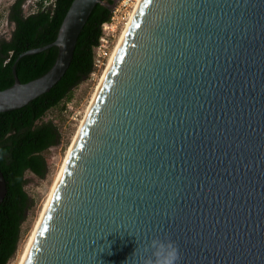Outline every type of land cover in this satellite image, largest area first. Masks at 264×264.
<instances>
[{"label": "water", "instance_id": "95a60500", "mask_svg": "<svg viewBox=\"0 0 264 264\" xmlns=\"http://www.w3.org/2000/svg\"><path fill=\"white\" fill-rule=\"evenodd\" d=\"M100 2L16 57L0 112L61 79ZM52 46L21 82L16 61ZM156 236L177 264H264V0H140L23 264H141Z\"/></svg>", "mask_w": 264, "mask_h": 264}, {"label": "trees", "instance_id": "16d2710c", "mask_svg": "<svg viewBox=\"0 0 264 264\" xmlns=\"http://www.w3.org/2000/svg\"><path fill=\"white\" fill-rule=\"evenodd\" d=\"M26 0H14L8 8L7 19L12 24L9 36H0V90L14 84L12 64L23 51L38 48L55 40L61 22L72 0H54L34 11L25 13ZM97 3L84 23L69 67L61 79L46 93L26 105L0 112V170L6 181V194L0 203V264L14 256L20 239L21 225L32 206L25 191L27 171L42 178L47 172L43 152L60 142L56 125L44 121L45 113L62 101L92 71V48L97 44L102 24L109 21L113 0ZM57 47L21 56L15 71L21 82L45 73L54 63Z\"/></svg>", "mask_w": 264, "mask_h": 264}, {"label": "rangeland", "instance_id": "374dc122", "mask_svg": "<svg viewBox=\"0 0 264 264\" xmlns=\"http://www.w3.org/2000/svg\"><path fill=\"white\" fill-rule=\"evenodd\" d=\"M13 1L14 0H0V34H4V36H9V32L13 27L12 24L7 22L8 8ZM131 2L134 4L133 0H129L128 4L121 6L119 0H115V3L111 8L112 10L116 7L119 8L118 11L112 13V15L116 16L114 21L116 23V30L113 33L111 49L118 41L124 22L130 11ZM34 3L35 0H26L23 5L24 12L29 13L30 11H34ZM101 29L103 28L101 27ZM104 67L95 75H89L87 78L83 79L72 89L70 98L62 101L57 106L50 108L43 117L44 121L51 120L56 125L60 134V142L43 152V157L47 164V172L44 177L40 178L29 171L25 173V177L28 179V182L25 185V191L33 202L32 206L27 210L25 221L21 225L20 239L18 241L16 252L7 264H16L18 261L23 246L26 243L48 197L52 183L61 167L72 138L84 116L85 110L90 102Z\"/></svg>", "mask_w": 264, "mask_h": 264}, {"label": "bare ground", "instance_id": "6f19581e", "mask_svg": "<svg viewBox=\"0 0 264 264\" xmlns=\"http://www.w3.org/2000/svg\"><path fill=\"white\" fill-rule=\"evenodd\" d=\"M139 3H140V0H135V1H134L133 7H132L131 11L129 12L128 18H127L126 22L124 23V25H123V27H122L123 29H122V31H121V33H120V35H119L118 41L116 42L115 46L112 48V51H111V54H110V56H109V58H108V60H107V63H106V65H105L104 69H102L103 71H102V74H101V76H100V79H99L98 83L96 84V87H95V89H94V92H93V94H92V97H91V99H90V102H89V104H88V106H87V108H86V110H85L84 116L82 117V119H81V121H80V123H79V126H78V128H77V131H76V133L74 134V136H73V138H72L71 144L69 145V147H68V149H67L66 155L64 156V159H63V162H62V164H61V167H60L58 173L56 174V177H55V179H54V181H53V183H52V186H51V188H50V191H49L48 197H47V199H46V201H45V203H44V206H43V208H42V210H41V212H40V215H39V217L37 218V220H36V222H35V225H34L32 231H31V233H30V235H29V237H28L26 243H25L24 246H23L22 252H21V254H20V256H19L18 261H17L16 264H23V262H24V260H25V257H26V255H27L29 249H30V246H31V244H32V241H33V239H34V237H35V234H36V232H37V230H38V228H39V225H40V223H41L42 217H43V215L45 214V211H46V209H47V207H48V205H49L50 199L52 198V195H53V193H54V191H55V189H56V187H57V184H58V181H59V179H60V176H61L62 170H63L64 165H65L66 161L68 160V157H69V155H70V153H71V151H72V148H73L74 143H75V141H76V139H77L78 133H79V131H80L82 125L84 124V121H85L86 115H87V113H88L90 107L92 106V103H93V101H94V99H95V97H96V95H97V93H98L100 87H101L102 84H103V81H104V79H105V77H106V74H107V72H108V70H109V68H110V66H111V64H112L113 58H114V56L116 55V53H117V51H118V49H119V46L121 45V42H122L123 37H124V35H125V33H126V29H127L128 25H129V22H130V20L132 19V17H133V15H134V13H135V11H136V9H137Z\"/></svg>", "mask_w": 264, "mask_h": 264}, {"label": "built area", "instance_id": "2783aa9c", "mask_svg": "<svg viewBox=\"0 0 264 264\" xmlns=\"http://www.w3.org/2000/svg\"><path fill=\"white\" fill-rule=\"evenodd\" d=\"M38 2L42 3L41 5L42 7H46L48 5H52L54 3V0H35V3L33 5L35 9L37 7ZM128 3H129V0H119V4L121 6L126 5ZM132 7H133V4L131 2L130 11ZM118 9L119 8L116 7L114 8V10H111V16H110L109 21L102 24L103 29H101V34L99 36L98 42L92 48V71L90 72V75H95L97 72H99L100 69L106 65L107 60L111 54L112 37H113V33L116 30L115 29L116 23L114 22L116 16L112 15V13H115L116 11H118ZM129 12H128V15H129ZM128 15L126 17V20L128 18Z\"/></svg>", "mask_w": 264, "mask_h": 264}, {"label": "clouds", "instance_id": "9594fccd", "mask_svg": "<svg viewBox=\"0 0 264 264\" xmlns=\"http://www.w3.org/2000/svg\"><path fill=\"white\" fill-rule=\"evenodd\" d=\"M144 251L147 255L141 258V264H177L180 259L178 246L167 237H153Z\"/></svg>", "mask_w": 264, "mask_h": 264}, {"label": "flooded vegetation", "instance_id": "af4514ba", "mask_svg": "<svg viewBox=\"0 0 264 264\" xmlns=\"http://www.w3.org/2000/svg\"><path fill=\"white\" fill-rule=\"evenodd\" d=\"M7 22H8V19H7ZM2 35L4 36V34H0V36H2ZM5 37H8V35H7V36H5Z\"/></svg>", "mask_w": 264, "mask_h": 264}, {"label": "snow or ice", "instance_id": "6c2138e0", "mask_svg": "<svg viewBox=\"0 0 264 264\" xmlns=\"http://www.w3.org/2000/svg\"><path fill=\"white\" fill-rule=\"evenodd\" d=\"M40 234L42 235L43 233L41 232Z\"/></svg>", "mask_w": 264, "mask_h": 264}]
</instances>
